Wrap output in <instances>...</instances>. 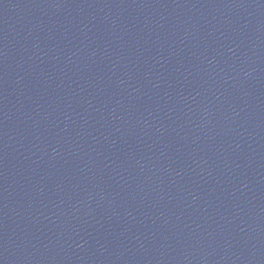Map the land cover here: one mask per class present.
<instances>
[{
    "label": "water",
    "instance_id": "obj_1",
    "mask_svg": "<svg viewBox=\"0 0 264 264\" xmlns=\"http://www.w3.org/2000/svg\"><path fill=\"white\" fill-rule=\"evenodd\" d=\"M0 264H264V0H0Z\"/></svg>",
    "mask_w": 264,
    "mask_h": 264
}]
</instances>
